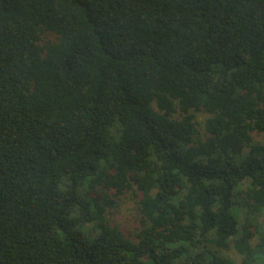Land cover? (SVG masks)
I'll use <instances>...</instances> for the list:
<instances>
[{"label":"trees","instance_id":"16d2710c","mask_svg":"<svg viewBox=\"0 0 264 264\" xmlns=\"http://www.w3.org/2000/svg\"><path fill=\"white\" fill-rule=\"evenodd\" d=\"M261 217L264 0H0V264H252Z\"/></svg>","mask_w":264,"mask_h":264},{"label":"rangeland","instance_id":"374dc122","mask_svg":"<svg viewBox=\"0 0 264 264\" xmlns=\"http://www.w3.org/2000/svg\"><path fill=\"white\" fill-rule=\"evenodd\" d=\"M205 117L206 115L203 113L198 114L200 125H203ZM255 139L261 140V137L255 136ZM136 201V195L132 191H128L122 196L119 206L109 210L107 214V218L110 220V222L118 224L126 235L132 237L135 231L139 228V213L137 211ZM258 225L264 229V219L262 217L259 218ZM258 238L259 234H256L252 241L253 244L258 241ZM220 253L234 261L236 264L240 263L243 258V255L239 254L234 248L222 249ZM257 258L254 260V262H252V264H264L263 255H260L259 259Z\"/></svg>","mask_w":264,"mask_h":264}]
</instances>
